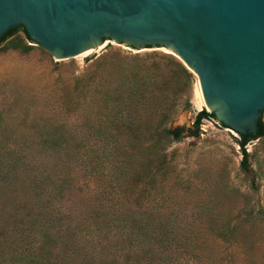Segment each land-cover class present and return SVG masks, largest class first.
Wrapping results in <instances>:
<instances>
[{
	"label": "rangeland",
	"instance_id": "374dc122",
	"mask_svg": "<svg viewBox=\"0 0 264 264\" xmlns=\"http://www.w3.org/2000/svg\"><path fill=\"white\" fill-rule=\"evenodd\" d=\"M162 57L168 56L160 51L129 52L102 46L58 62L0 47V177L20 150L29 154L36 147H144L149 142L145 136L138 140L125 135L104 137L113 130L106 120L103 98L125 79V68L143 62L144 72ZM155 80L154 74L151 81ZM157 81L162 98L158 103L175 102L173 126L192 100L190 78L179 82L166 76L165 85L158 77ZM119 130L125 134L124 128ZM238 138V133L222 126L217 118H205L193 145L180 138L166 146V163L160 162L159 155H142L137 166L142 210L176 217L181 225L191 226L197 235L194 241L203 246L180 250V256L234 259V264L251 259L264 264V135L245 145V166ZM16 149L19 151L14 152ZM73 162L74 179L66 198L89 208L99 188L96 177L83 161L77 158ZM151 173L153 187L148 184ZM12 212L0 199V231L11 224ZM212 227L225 233L224 240L215 238Z\"/></svg>",
	"mask_w": 264,
	"mask_h": 264
},
{
	"label": "trees",
	"instance_id": "16d2710c",
	"mask_svg": "<svg viewBox=\"0 0 264 264\" xmlns=\"http://www.w3.org/2000/svg\"><path fill=\"white\" fill-rule=\"evenodd\" d=\"M17 29L24 37L15 36L4 48L27 52L32 45L22 26L8 30L0 42ZM144 66L141 62L125 68V79L103 98L108 109L106 120L113 130L104 137L125 135L138 140L145 136L149 142L144 147H36L29 154L20 150L12 157L0 177L2 205L13 211L11 224L0 231V264H234V259L180 256V250L203 249L194 241L197 235L191 226L181 225L176 217L142 210V180L137 166L143 153L159 155L164 162L170 142L198 135L202 119L216 118L202 109L192 127L172 126L175 102L158 103L162 98L157 77L165 85L166 76L180 82L190 78L191 72L173 57L153 61L142 72ZM152 70L156 76L153 82ZM119 128H124L125 134ZM263 135L262 115L256 134H239L236 142L242 151V166L247 164L245 145ZM77 158L89 166L99 186L89 208L68 202L65 195L73 183V161ZM148 184L153 187L154 173L148 177ZM210 229L215 238L224 240L225 233ZM241 264L255 261L246 259Z\"/></svg>",
	"mask_w": 264,
	"mask_h": 264
},
{
	"label": "water",
	"instance_id": "95a60500",
	"mask_svg": "<svg viewBox=\"0 0 264 264\" xmlns=\"http://www.w3.org/2000/svg\"><path fill=\"white\" fill-rule=\"evenodd\" d=\"M22 26L32 48L61 61L105 46L160 51L191 72L193 97L173 124L192 127L204 106L238 134L264 111V0H0V39ZM15 36L17 29L0 47ZM199 136H184L192 145Z\"/></svg>",
	"mask_w": 264,
	"mask_h": 264
},
{
	"label": "bare ground",
	"instance_id": "6f19581e",
	"mask_svg": "<svg viewBox=\"0 0 264 264\" xmlns=\"http://www.w3.org/2000/svg\"><path fill=\"white\" fill-rule=\"evenodd\" d=\"M100 48V47H99ZM98 48H96V49H93V50H90V51H88V52H91V51H94V50H97ZM88 52H85V53H82V54H79V55H84V54H87Z\"/></svg>",
	"mask_w": 264,
	"mask_h": 264
}]
</instances>
